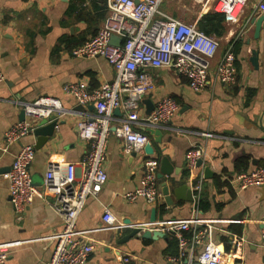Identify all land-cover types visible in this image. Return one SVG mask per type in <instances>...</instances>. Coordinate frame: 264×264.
I'll list each match as a JSON object with an SVG mask.
<instances>
[{
    "label": "crops",
    "instance_id": "obj_1",
    "mask_svg": "<svg viewBox=\"0 0 264 264\" xmlns=\"http://www.w3.org/2000/svg\"><path fill=\"white\" fill-rule=\"evenodd\" d=\"M256 5L249 2L235 21L226 22V32L218 39L220 46L209 68V84L202 92H193L188 80L171 68L151 71L152 89L144 95L137 117L148 116L162 97L178 104L172 121L159 130L160 137L137 124L132 126L147 135L151 154L143 148L133 151L137 153L133 159V152L125 150L123 138L114 133L125 113L120 112L114 121L103 165L107 179L96 199L86 201L76 223L77 230L85 232L93 244L86 264H197L202 245L192 242V229L182 233L188 241L183 253L174 233L164 230H157L164 235L155 240L141 239L139 233L120 243L136 228L181 221L199 222L196 230L209 225L211 240L223 246L224 264H264L260 242L264 186L240 190L227 180L237 173L264 168V13ZM195 6L196 11L185 14ZM161 9L172 18L193 22L211 11V1L164 0ZM106 15V0H0V70L5 78L0 83V170H9L21 145L35 146L33 133L12 144L6 143L4 135L22 122L20 104L41 97L59 100L64 111L56 115L54 134L35 150L29 168L33 184H42L51 164L81 168L89 146L80 139L77 124L93 111L77 105L63 92V86L81 83L92 91L113 80L114 71L104 59H75L70 55L72 49L98 32ZM261 18L256 37L252 20ZM227 49L234 55L236 78L233 84L222 85L216 80V66ZM39 122L35 121V128ZM205 133L212 136L204 137ZM194 147L204 149L203 164L211 178L204 177L203 166L188 172L186 154ZM145 158L159 161L157 175L161 174L163 158L172 172L157 178L159 196L154 204L142 199L129 203L124 195L140 186ZM6 173L0 176V243H17L6 264H47L62 220L51 208L50 198H35L23 212L16 213L10 203ZM198 183L199 196L193 189ZM182 185L190 188L193 203L178 199L184 196L176 192ZM163 186L172 206L166 204ZM105 208L124 223L123 228L106 226L102 218ZM153 209L156 221L150 223Z\"/></svg>",
    "mask_w": 264,
    "mask_h": 264
},
{
    "label": "built area",
    "instance_id": "obj_2",
    "mask_svg": "<svg viewBox=\"0 0 264 264\" xmlns=\"http://www.w3.org/2000/svg\"><path fill=\"white\" fill-rule=\"evenodd\" d=\"M164 0H106L107 15L98 32L82 45L71 50L75 59L102 58L114 71V78L97 89L88 91L81 83L63 86V92L77 105L92 106L93 112L84 121L78 122L79 137L89 149L81 163L49 165L40 186L33 184L30 166L34 160L32 145H21L5 174L10 203L16 213H21L35 198H50V206L62 220L61 230L55 234L54 248L47 264H86L93 251V244L85 232L77 230V219L86 201L96 199L107 176L103 165L106 146L116 118L115 109L125 113L114 133L123 138L125 150L142 151L149 138L133 129V125L143 130H161L169 125L178 112V104L170 97H162L153 111L141 119L137 110L144 95L152 89V70L171 68L176 74L188 80L189 88L200 93L209 84L208 72L218 49L219 40L207 36L197 28V21L187 22L172 18L164 13ZM211 11L224 16L226 22L235 21L249 2H257V9L264 13V0H210ZM121 39L119 46L110 44V38ZM236 78L234 55L227 49L216 66V80L222 85H231ZM5 81L0 70V83ZM27 120L18 122L5 132L7 144L18 142L35 129V121L51 115L59 116L64 110L59 100L41 97L32 103L20 104ZM120 121V120H118ZM210 137L211 134H203ZM204 149L194 147L186 154L188 172L199 169L198 161L204 166ZM159 161L154 158L143 160L144 173L140 186L124 195L133 203L139 199L154 204L159 196L157 172ZM1 176V174H0ZM228 182L240 190L264 186V168L237 173ZM194 192L199 196L201 183L195 184ZM196 196V197H197ZM106 226L119 229L124 223L112 212L104 209L102 216ZM199 222H168L153 226L151 230L174 233L180 250L185 251L188 241L182 233L193 230V243L202 245L197 256L198 264H224L218 245L211 240V227L205 225L196 230ZM260 242L264 248V228L260 232ZM15 242L0 243V264H6ZM238 244H241V240ZM237 244V245H238ZM183 255V254H182Z\"/></svg>",
    "mask_w": 264,
    "mask_h": 264
},
{
    "label": "water",
    "instance_id": "obj_3",
    "mask_svg": "<svg viewBox=\"0 0 264 264\" xmlns=\"http://www.w3.org/2000/svg\"><path fill=\"white\" fill-rule=\"evenodd\" d=\"M137 2V1H136ZM263 18L259 19V20H252V23H256V27H257V30H256V37L258 36V32H259V28L261 26V22H262ZM121 43V39L116 37V36H112L110 38V44L113 45V46H119ZM149 110L152 109V105L150 104V102H147L146 103ZM87 109H89L90 111H93V108L92 106H89ZM151 111V110H150ZM150 111L148 112L147 115H149ZM113 115L114 117H120V111L119 109H115L113 111ZM24 111H21L20 113V118H21V121L24 120ZM56 116L55 115H51L49 116L48 118L46 119H42L40 120V122L37 124L33 134L34 136L36 137V143H35V146H34V149L35 150H39L43 147L44 143L48 140V138H50L53 134H54V131H55V127H56ZM115 127V126H114ZM112 128L111 130H114L115 128ZM146 132H149L150 134L156 136V137H160L161 136V133L159 130H153V129H146ZM146 147H144V152L146 154H151L152 153V150L150 149V147L148 146V144L145 145ZM131 157L133 159H135L137 157V153L133 152L131 154ZM203 165H202V161H198L197 163V167L198 168H201ZM203 171H204V177L205 178H211L212 177V173L210 172L209 168L207 165H204L203 167ZM8 170H0V174L2 173H6ZM172 172V168L170 167L168 161L163 158L162 161H161V174H158L157 175V178L158 179H161L162 178V175H170ZM176 192L179 194H183L184 196H182L181 198L178 197V199L184 201V202H187V203H193L194 202V199H193V195H192V192L190 190V188L187 186V185H182L178 188H176ZM163 194L166 198V204L168 206H172V202L168 196V189L166 188V186H163ZM186 194V196H185ZM155 209H153L151 211V214H150V217H149V221L150 223H154L156 221V216H155ZM142 231V232H141ZM141 233V239H157V238H160L164 235V233L162 232H159L157 230H150V229H141V228H136L135 230H132L131 233L125 237L122 238V241L120 243H125L127 242L129 239L131 238H134V237H137V235ZM218 249L220 250V252H223V246H219ZM198 264V263H197Z\"/></svg>",
    "mask_w": 264,
    "mask_h": 264
},
{
    "label": "trees",
    "instance_id": "obj_4",
    "mask_svg": "<svg viewBox=\"0 0 264 264\" xmlns=\"http://www.w3.org/2000/svg\"><path fill=\"white\" fill-rule=\"evenodd\" d=\"M199 31L207 36L222 38L226 32V21L223 15L208 11L196 23ZM216 182L218 180L216 179ZM202 203V202H201Z\"/></svg>",
    "mask_w": 264,
    "mask_h": 264
},
{
    "label": "rangeland",
    "instance_id": "obj_5",
    "mask_svg": "<svg viewBox=\"0 0 264 264\" xmlns=\"http://www.w3.org/2000/svg\"><path fill=\"white\" fill-rule=\"evenodd\" d=\"M198 7V6H197ZM192 8H194L193 10H192ZM191 9H189V12H187V13H185V14H187L188 16L191 14V13H193V11H196L197 9H196V6L195 7H192ZM191 12V13H190ZM188 22V21H187Z\"/></svg>",
    "mask_w": 264,
    "mask_h": 264
}]
</instances>
